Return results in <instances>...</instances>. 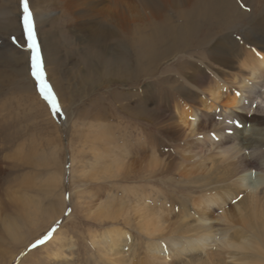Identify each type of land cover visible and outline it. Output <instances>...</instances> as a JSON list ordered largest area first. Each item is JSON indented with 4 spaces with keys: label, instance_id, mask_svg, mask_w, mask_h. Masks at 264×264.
Segmentation results:
<instances>
[{
    "label": "rangeland",
    "instance_id": "obj_1",
    "mask_svg": "<svg viewBox=\"0 0 264 264\" xmlns=\"http://www.w3.org/2000/svg\"><path fill=\"white\" fill-rule=\"evenodd\" d=\"M134 1L137 9L128 14L130 25L126 34L122 35V41L119 38L113 41V52L127 69L123 79L115 72L106 75L105 59L113 60L110 54L105 58L98 48L87 62L82 56V46L75 40L72 48L64 46V40L57 44L59 53L50 54L55 62L50 59L48 63L31 1L0 0V264H62V261L96 264L99 254L92 234H102L114 226L128 229L132 236V249L122 255L134 256V252L137 264H161L168 254H161L157 262H152L149 257L153 254L148 252V242L160 232L154 236L149 230L150 235L139 222L159 215L160 221L156 217L159 222H155L163 233L178 223L195 225L193 219L184 218L182 204L191 199H205L203 195L208 190L205 184L208 176H213L209 171L220 163L223 169L233 166L237 158L231 146L239 137L263 140L264 125L259 135L248 125L259 128L256 122L245 127L240 122L214 120L201 126L200 134L181 141L170 134L163 116L167 115L164 112L169 92L181 96L187 88L184 72L189 70L186 69L198 63L209 71L204 62L217 39L229 34H234L236 39L249 26V34L264 35V0H162L159 13L151 10L161 0L153 1L155 7L148 0ZM36 3L39 7L41 3L53 6L55 2L37 0ZM14 19L18 32L9 31V26L6 30ZM32 21L45 77L37 69L36 52L32 49ZM59 22L56 20L52 25L42 22L40 28L49 38L57 31ZM65 27L69 30L68 25ZM64 36L67 39L70 34ZM25 52L29 53V59L23 55ZM27 61L29 73L24 71ZM147 86H152L156 99L143 96ZM248 98L252 104L237 112L249 117L264 115V110L258 112L253 108L257 99ZM148 100H155L152 107L156 122L150 113L142 110ZM58 105L60 114H54ZM97 113L102 114L101 118ZM104 123L107 128L102 127ZM216 132L232 137L233 142L217 145L211 137ZM186 142L195 147L188 150ZM199 142L201 145L197 146ZM123 145L130 149L139 147L143 170L130 171L125 166L122 175H105L108 172L104 162L117 157ZM249 152L244 149L242 154ZM96 155L101 164L96 165ZM152 159L156 161L153 170L149 166ZM243 192L247 190L244 188ZM241 197L234 194L225 207L228 223L237 228V233L241 231L235 235L246 234L248 229L242 220L246 210L240 209L236 214L230 210V205ZM60 199L64 208L55 219L52 214L60 210ZM120 200L124 201V213L119 214L118 222L94 218L103 209L101 206H116ZM52 206L56 210L50 211ZM203 206L201 210L208 211V216L211 214L212 223H219L216 216L225 210L217 205L210 210ZM9 224L14 226L11 228ZM58 229L65 255L60 260L52 256L57 242L46 244ZM205 255L211 259L214 251L206 250ZM221 255L230 264L229 254ZM167 261L168 264L186 262L173 256Z\"/></svg>",
    "mask_w": 264,
    "mask_h": 264
},
{
    "label": "bare ground",
    "instance_id": "obj_2",
    "mask_svg": "<svg viewBox=\"0 0 264 264\" xmlns=\"http://www.w3.org/2000/svg\"><path fill=\"white\" fill-rule=\"evenodd\" d=\"M30 1L33 6L32 9L35 22H37V31L41 39L40 43L47 62L52 59V57L50 58V54L55 55L59 53L60 48L58 46L56 48L57 44L59 45L64 42V46L72 48V42L75 40L82 46L84 53L82 56H85L86 59H84L87 62H90L91 58L94 56L95 50L98 48L105 58H108L110 54L113 60L105 59L106 63L104 66L106 65L107 69V71L105 70L106 75L109 76L112 72H115L124 79L127 69L121 61L119 62L118 55L113 52L115 49L113 41L116 38L122 41V35L129 28L130 21L128 22V14L135 12L137 9L134 0H53L55 2L53 6L51 4L42 5L41 3L39 7L36 6V4H38L36 3L37 0ZM148 1H151L150 4L155 7V2L153 1L157 0ZM161 2L162 0L153 9L154 12L151 10L152 13L160 12L159 4L161 6ZM8 19H10V17H8ZM56 20H60V26L55 28L57 31L52 34L53 37H51V35L48 38L47 33L45 35L40 28L41 24L42 22H47L52 25ZM9 21L7 22L9 23ZM15 23L16 21L14 19L6 28L9 26L11 27L9 31L18 32L19 28ZM67 25L69 26V30L65 27ZM6 30H8V28ZM244 31L243 33L245 34L242 36H235L237 40L233 38L232 35L234 34L224 35L217 39L211 46L209 59L204 62L209 68V71L202 64L194 63L190 69H186V71L189 70L188 72H184L187 73L184 80L187 83V88L181 93V96H175V94L169 92L167 95L166 111L164 112L167 113V115L163 117L164 125L172 136L177 137V139L181 141H187V139L193 135L200 134L201 126L211 123L214 120H221V122L228 121L229 123L233 122V124L240 122L245 127L246 124L253 121L259 124L260 127L256 128L248 124L251 126V131L253 130L259 135L263 133H261V129L263 128L262 125H264V115L257 114L249 117L245 113L243 115L237 112L238 110H246L247 107L252 104L251 99L248 98L252 96L258 100H256L255 104L253 103V108L258 112L264 110L262 107L264 104V35H257L256 33L249 34L250 26L247 27L246 30L244 28ZM65 34H70V37L66 36L67 39H63ZM23 55L26 59H29L28 52L23 53ZM52 60L55 62V59ZM29 70L30 64L27 61L24 71L29 73ZM29 80L31 81V79ZM53 80L56 82L55 78ZM179 90H181V88ZM143 96L149 99H156L157 97L152 86H147V88H145ZM152 103H155V100L146 101V104H144L145 108L142 110H146V112L150 113L154 118L152 121L156 122V117L154 116L155 107H152ZM122 108H124V106H122ZM96 115H98V118H101L102 114L97 113ZM218 124L220 126V123ZM210 126L212 128V125ZM102 127L107 128V125L104 123ZM232 127L234 130H237L235 125ZM228 128L230 129V126ZM210 131L211 130H209V132ZM211 132L213 133V131ZM103 133L102 131L101 134L103 135ZM215 134L216 136L212 135L211 137H213L216 144L219 146L232 141V137L226 138V135L223 133H218L220 137H218L217 132ZM106 136L109 137V135ZM104 137L102 136L101 141H103ZM262 139L264 140V138ZM263 140H253L245 138L244 136L241 138L239 137V140L231 146V150L235 154V158H237L233 166L226 165L227 167L223 169L221 168L222 163H220V165H216L213 170L211 169L209 171L213 176H208V180L205 184L206 189H208L203 195L205 199L203 200L202 198L199 201L191 199V201H186L182 204L184 208V218L193 219L192 221L195 222V225H191V223L188 225L184 222L178 223L176 227H172L170 231L168 230L163 233L158 225L160 221L158 214V216H153L155 214L153 213V215H151L153 216L152 218L146 220L142 219L140 222L138 221L139 226L146 229L150 235H152L151 232L153 235L160 232L158 236L154 235V239L148 242V252L153 254L149 257L150 260H153L152 262H157V260L160 259L159 255L168 254L167 258L173 256V259H182L186 261L183 264H226L221 254L228 253L230 256V264H264ZM198 145L200 146L201 142L197 143V146ZM185 146L190 150L193 144L190 145L189 142H186ZM122 148H120L117 157L110 158L109 162H104L106 172H108V174L105 175H109L110 177L122 175L125 166L128 167L130 171L135 169H138L137 171L143 170V162L141 161L142 159L140 160L141 155L140 157L138 156L140 152V150H138L139 147H137V149L131 148L133 151H131L128 146L123 145ZM244 149H249L250 152L248 154H242ZM98 151L97 153H99ZM113 151L116 153L115 150ZM227 152L230 153L229 149ZM135 153L136 155H134ZM97 156L98 155H96V157ZM101 156L103 155H100V157ZM128 159L129 161L126 163L125 161ZM130 161H132V163H130ZM99 162L101 164V159H99L98 156L95 162L96 165H98ZM149 166L152 170L156 167L155 159H152ZM244 188L247 190L245 193L243 192ZM234 194L237 197H242L236 201V204L233 205L232 203V205H230V210L232 212L234 211V214L241 212L239 211L240 209L246 210V217L242 216V220H245L244 225L248 227V229H246V234L235 235L241 233V231L237 233V228L228 223V217L226 215L228 211L225 209L227 206L226 201L231 199ZM62 199H60V210L54 211V214H52L55 219H57L64 208ZM123 202L124 201L121 202L120 200V203H117L118 205L116 206L115 204H113L114 206H101L103 209L101 211L97 210L99 213L97 217L94 218L97 220L105 219L107 222L110 219L111 221L114 220V223L118 222L117 219L119 218V214L121 212L124 213ZM203 205L209 208V210L213 205L214 207L215 205L222 207V209L225 210V212L221 213L219 216L217 215L218 217L216 216L219 223L216 222V225L212 223V219L209 217L211 214L208 216L206 213L208 211L205 212L201 210V206ZM51 210L56 209L52 206L50 207V211ZM138 210H140V208ZM138 210L136 211L138 212ZM152 212L153 211H150V213ZM155 220L158 222H155ZM214 225L217 226V228L214 227ZM9 226L12 228L14 225L9 224ZM124 229L125 228L122 229L114 226L112 229L109 228L107 231L104 230L105 232L102 234H100V232H94L92 234L93 242L99 254L96 264H137L135 263L136 259L134 256L136 255L134 252L132 253L134 256L127 255V257L130 258L122 255V252H125V250L130 251L132 249V236L127 232L128 229ZM60 230L58 229L51 239L46 242L47 245L57 242L52 256L59 260L65 256L63 253L64 242L59 239ZM149 230H151V232ZM11 233L13 235V230ZM206 250L214 251V255L211 259L205 255ZM167 258L166 260L164 259L165 261L162 263L168 264ZM61 263L68 264L67 261H62Z\"/></svg>",
    "mask_w": 264,
    "mask_h": 264
},
{
    "label": "snow or ice",
    "instance_id": "obj_3",
    "mask_svg": "<svg viewBox=\"0 0 264 264\" xmlns=\"http://www.w3.org/2000/svg\"><path fill=\"white\" fill-rule=\"evenodd\" d=\"M31 37H32V39L34 41L33 46H32V49H35V52H36L37 69L39 71H42L43 72V75L45 77V73H44L43 68H42L41 51H40V47H39V43H38V39H37V35H36V32H35L34 22L33 21H32V27H31ZM32 49H31V53H32ZM32 59H33V57H32V54H31V66H32ZM54 114H60V107H59V105H58V110ZM40 243H43V241H41ZM40 243H37V244H40ZM35 246L36 245H33V247H35Z\"/></svg>",
    "mask_w": 264,
    "mask_h": 264
}]
</instances>
